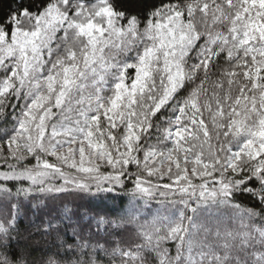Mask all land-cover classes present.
<instances>
[{
	"label": "snow or ice",
	"instance_id": "6c2138e0",
	"mask_svg": "<svg viewBox=\"0 0 264 264\" xmlns=\"http://www.w3.org/2000/svg\"><path fill=\"white\" fill-rule=\"evenodd\" d=\"M0 125V264H264V0H11Z\"/></svg>",
	"mask_w": 264,
	"mask_h": 264
},
{
	"label": "trees",
	"instance_id": "16d2710c",
	"mask_svg": "<svg viewBox=\"0 0 264 264\" xmlns=\"http://www.w3.org/2000/svg\"><path fill=\"white\" fill-rule=\"evenodd\" d=\"M11 2V0H3V3L2 4H0V7H3L4 9H6L7 8V5H8V3H10ZM0 127H3V125H0ZM103 170V169H102ZM57 183H59V180H57L56 181ZM165 183L166 182H168L167 180H165L164 181ZM38 199H41V200H43L44 198L43 197H39ZM158 200H159V197L157 198ZM44 203H50L49 201H47V200H44ZM29 214H31V213H29Z\"/></svg>",
	"mask_w": 264,
	"mask_h": 264
}]
</instances>
